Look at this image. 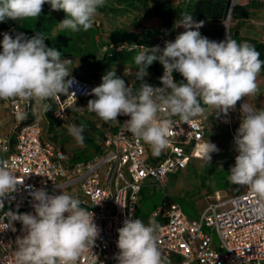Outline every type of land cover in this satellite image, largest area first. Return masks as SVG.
<instances>
[{"label": "clouds", "instance_id": "clouds-1", "mask_svg": "<svg viewBox=\"0 0 264 264\" xmlns=\"http://www.w3.org/2000/svg\"><path fill=\"white\" fill-rule=\"evenodd\" d=\"M106 0H0V21L27 20L42 14L43 5L49 3L55 11L62 10L65 17L59 22L61 30L73 32L92 28L98 8ZM203 21L193 15L181 13L174 28L184 31L174 41L152 48L138 46L135 55L138 89L108 70L99 86L91 90L95 98L87 102V110L104 122L116 121L119 115L129 116L127 131L138 140L150 145L154 155H160L169 145L171 117L178 116L188 123L201 116L205 106L225 116L234 110L243 97L258 93L257 76L264 68V61L256 47L248 41L237 42L227 36L224 41H210L199 32ZM46 37L37 33L27 38L18 33L15 38L5 33L0 51V100L35 101L44 111L50 105L44 101L61 94H69L75 83L61 52L45 45ZM159 61L164 73L162 87L144 83L148 67ZM184 78L176 82L173 72ZM71 77V78H70ZM75 95V93H72ZM81 108L77 107L76 111ZM242 120L234 136L235 166L229 181L246 186L256 196L254 213L264 217V108L254 109L243 105ZM161 113L166 118H161ZM20 113L18 119H25ZM85 125H69L68 132L79 144L84 143ZM219 149L209 140L198 145L199 155L211 161V154ZM20 177L11 169L6 159H0V209L3 198L17 191ZM35 215L9 211L0 216V231H16L13 222L19 221L25 235L18 237L15 264H78L100 235L94 222V213L70 194H49L46 189L30 193ZM5 217L8 223H5ZM158 224L150 219L147 225L140 219H126L119 228L115 257L118 264H165L158 247Z\"/></svg>", "mask_w": 264, "mask_h": 264}, {"label": "built area", "instance_id": "built-area-1", "mask_svg": "<svg viewBox=\"0 0 264 264\" xmlns=\"http://www.w3.org/2000/svg\"><path fill=\"white\" fill-rule=\"evenodd\" d=\"M229 2L234 5V0ZM5 33L11 35L12 28L0 29V51ZM174 40L171 35H159L154 46L163 49L166 42ZM138 46L152 48L145 43H112L102 49H128L138 54ZM163 73L160 64L156 87L163 86ZM122 75L126 84L138 89L132 68L127 67ZM74 78L65 98H53V115L57 119L65 118L68 108L102 82ZM173 78L176 81L175 71ZM34 103L0 100V116L7 110L11 118L8 132H2L0 125V159H6L21 179L17 191L3 198L0 216L9 211L35 215V201L30 195L35 189L44 188L50 195L68 193L81 202V207L94 213V222L100 229L92 249L78 264H118L117 230L126 219H135L143 189L153 185L164 188L170 174L187 169L192 159H204L198 153V145L207 142L204 120L199 116L185 123L178 116L171 117L169 145L157 156L150 145L127 131L125 122L130 117L119 115L116 121L100 122V152L92 159L76 160L62 145L44 140ZM20 113H26V118L18 119ZM160 115L166 118L164 113ZM256 199L249 189L226 196L217 192L198 218H190L176 200L156 207L150 219L159 226L158 247L165 264H264V217L253 211ZM4 222L8 223L7 217ZM13 226L15 232L0 231V264H15L16 240L26 234L19 221Z\"/></svg>", "mask_w": 264, "mask_h": 264}, {"label": "rangeland", "instance_id": "rangeland-1", "mask_svg": "<svg viewBox=\"0 0 264 264\" xmlns=\"http://www.w3.org/2000/svg\"><path fill=\"white\" fill-rule=\"evenodd\" d=\"M151 1V0H148ZM245 1L250 3L252 0H234L235 3ZM261 3L260 6L251 9V15L245 20H232L221 23H206L199 29L202 36L207 37L205 32H211L207 37L210 41L217 38L216 31L218 29L225 30V26L229 23V27H237L239 30L247 23L253 24L255 27H260L264 30V0H255ZM105 5L112 4L106 0ZM98 8L94 19L92 28L88 31L83 29L72 32L74 36L72 58L61 56L62 61L70 60L71 63L67 65L71 77H75L74 69L78 70L77 75L82 79H88L83 73L84 65L79 60V52L86 50L97 53L99 56L103 55V46L113 41V33L116 29H128L131 31H145L147 29L157 30L161 26L160 22L154 17L146 15L142 6L132 10L127 14H119L115 10H104V7ZM247 5V4H246ZM114 7V5H113ZM175 23V22H174ZM174 23L167 26L165 33L176 38L177 35L184 31L183 27L174 28ZM254 28V27H253ZM59 29V28H57ZM257 39H262L260 35ZM128 67L123 62H116L114 70L121 77V74ZM258 93L250 97H243L242 99L254 109L264 108V71H260L257 76ZM50 100L44 101L49 102ZM43 102V103H44ZM36 117L40 120L43 126V138L46 141L53 142L57 145H62L71 157L76 160H89L94 158L97 154L94 151V145H101L102 135L99 128L100 119L95 113L87 111H76L72 108L63 119L51 117L53 110L49 113L44 111L40 104L34 103ZM242 104L237 102L234 110H230L225 116L224 114H217L212 108L206 107L204 113L200 116L206 125V134L208 140L215 144L219 149L218 152L211 154V161L206 159L196 158L192 160L191 168L169 175L167 185L149 186L143 189L141 201L139 203V217L142 215H150L156 207H159L163 201L168 197L178 201L184 212L190 218H198L201 210L213 199L219 192L222 196L231 193H236L235 189L219 188L218 185L223 184V176L227 170L231 169V165L235 164V158L239 154L236 151L234 143V136L240 126L242 120ZM54 116V115H53ZM92 120L96 129H88L89 136L93 139L92 147L86 146L85 143L79 144L76 139L69 134L68 126L77 125V118ZM52 118V119H51ZM50 120H54L53 124ZM51 123V124H50ZM51 125H53L51 127ZM5 132V130H3ZM176 174V175H175ZM246 186H242V191L247 190ZM145 223V225H147ZM214 241L217 242V235L214 234Z\"/></svg>", "mask_w": 264, "mask_h": 264}, {"label": "trees", "instance_id": "trees-1", "mask_svg": "<svg viewBox=\"0 0 264 264\" xmlns=\"http://www.w3.org/2000/svg\"><path fill=\"white\" fill-rule=\"evenodd\" d=\"M109 2L112 4V6L105 5L104 10H115L119 14H127L132 10L142 6L146 15L160 19L162 21V26L157 30L147 29L140 32L131 31L128 29H116L113 33V41L107 44L110 45L112 43H125L131 45L145 43L150 47H153L157 43V36L166 34L165 30L167 29L168 25L180 19L181 13H188L193 15V19L197 22L203 21L204 24H217L224 22L225 20L227 22L230 7L229 0H109ZM260 5L261 3L255 0H252L247 5H240L239 3H235L232 7L230 19L232 18L233 21L247 19L251 15V9ZM64 18L66 17L65 13L62 10L55 11L51 8V5L49 3H45L43 5L42 14L39 17L22 21L6 18L4 21H0V29L12 28L11 36L13 38H15L18 33H24V35L29 39L35 36L37 33H42L43 36L46 37L44 43L47 47L55 48L56 50L61 52V56L69 59L73 56V51L70 50L73 47L74 36L69 29L61 30L59 28V22ZM205 33L207 37L211 35V32L207 31ZM215 34L217 38L213 41H222L224 30L218 29ZM228 37L237 40V42L248 41L250 44L256 47V50L260 53V59L264 61V40L244 37L240 34L237 27H229ZM136 54L137 53L135 51H130L128 49L116 50L115 48H113L109 51H103V55L99 56L95 52L86 50L85 52H79V60L81 64L85 66L83 73L86 77H89L88 79L101 80L102 76L108 70H114L113 68L116 62H123L124 64L128 65V67L133 69V79L136 86L139 87L141 81L136 79L137 66L134 62V57ZM147 71L148 75L144 77L143 82L156 87L158 84V76L160 73L159 61L153 62V64L148 67ZM261 71H264V68H262ZM122 74L121 78L123 76ZM183 79L184 78L181 76V74L179 72H176V82H181L183 81ZM60 96L61 98H65L66 94H61ZM94 98L95 97L93 95H88L86 97L78 99L72 105V107L68 108L67 113L72 108L77 107L81 108L82 111H87L86 106L88 100ZM48 105H50V109L48 110L49 113L55 107L53 99H50ZM206 107L207 106H205V108ZM51 117L53 118L54 116L51 115ZM101 121L104 122L100 119L99 122ZM50 122H52L53 124L54 120H50ZM77 123L78 126L81 124H84L86 126L84 132L82 133L84 137V143L86 144V146L92 147V145H94L93 139L89 136L87 130L96 129L95 123L92 120L82 119L81 117L77 118ZM52 126L53 125H51V127ZM101 135L103 137L102 132ZM205 137L208 141L207 134L205 135ZM100 148L101 145H94V151L96 154L100 152ZM192 160L190 161L187 169L191 168ZM234 166L235 164L231 165V168ZM230 170H227V173L222 178L224 180L223 184L218 185V187L225 189H229L230 187H232L235 189L236 193H240L242 192V186L234 185L228 179ZM171 200L174 199L167 196L163 203L168 204ZM150 216L151 214L142 215L141 220L144 222V224L150 220ZM138 217L139 209L136 213L135 219H138Z\"/></svg>", "mask_w": 264, "mask_h": 264}, {"label": "crops", "instance_id": "crops-1", "mask_svg": "<svg viewBox=\"0 0 264 264\" xmlns=\"http://www.w3.org/2000/svg\"><path fill=\"white\" fill-rule=\"evenodd\" d=\"M239 4L246 5L248 3H245V1L243 2L240 1ZM155 20L159 21L161 24L160 26H162V21L160 19L155 18ZM242 20H245V19H242ZM239 32L242 36L248 37V38H258L260 35H262V37L264 36V30L262 31L260 27H257V26L255 27L251 23H247L243 25L242 28L239 30ZM77 73H78V70L74 69V74H75L74 76L80 77L77 75ZM10 121H11V118L6 110V112L2 116H0V125H1L2 132H4L3 130H5V132H8Z\"/></svg>", "mask_w": 264, "mask_h": 264}, {"label": "water", "instance_id": "water-1", "mask_svg": "<svg viewBox=\"0 0 264 264\" xmlns=\"http://www.w3.org/2000/svg\"><path fill=\"white\" fill-rule=\"evenodd\" d=\"M232 7H233V5H232V3H230V7H229V15H228V19H227V21L230 20V14H231V12H232ZM228 31H229V28H228L227 26H225V30H224V34H223L222 41H224V40L227 38V36H228ZM243 103H244L245 105L247 104L246 102H244V100H243ZM247 106H248L249 108H251L248 104H247Z\"/></svg>", "mask_w": 264, "mask_h": 264}, {"label": "bare ground", "instance_id": "bare-ground-1", "mask_svg": "<svg viewBox=\"0 0 264 264\" xmlns=\"http://www.w3.org/2000/svg\"><path fill=\"white\" fill-rule=\"evenodd\" d=\"M228 21H229V20H228ZM227 27L229 28V23L227 24ZM240 102H241L242 105H245V104L243 103V99H241ZM244 102H245V101H244Z\"/></svg>", "mask_w": 264, "mask_h": 264}]
</instances>
